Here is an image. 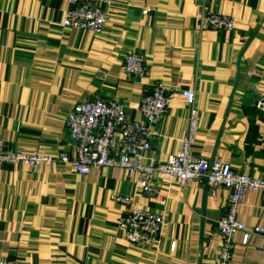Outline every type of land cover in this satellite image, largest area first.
<instances>
[{"label": "crops", "instance_id": "obj_1", "mask_svg": "<svg viewBox=\"0 0 264 264\" xmlns=\"http://www.w3.org/2000/svg\"><path fill=\"white\" fill-rule=\"evenodd\" d=\"M107 12L103 31L62 26L67 0H0V140L13 151L39 146L54 157L36 168L0 162V259L16 264H218L216 220L229 191L205 182L183 187L158 175L146 195L123 168L76 174L69 159L65 115L95 97L124 102L143 121L141 97L162 81L177 92L149 127L143 163L165 161L188 130L181 90L195 92L200 111L192 153L218 157L231 168L264 177V0H95ZM203 9L231 15L230 31L199 30ZM129 51L144 57L146 73L129 76ZM127 196L134 207L161 213L156 243L132 244L117 227ZM236 217L264 227V191L245 192ZM233 235V264H264L261 238ZM175 242L174 249L170 243Z\"/></svg>", "mask_w": 264, "mask_h": 264}, {"label": "built area", "instance_id": "obj_2", "mask_svg": "<svg viewBox=\"0 0 264 264\" xmlns=\"http://www.w3.org/2000/svg\"><path fill=\"white\" fill-rule=\"evenodd\" d=\"M67 3L62 26L89 30L95 34L103 31L107 12L95 0H67ZM234 24L235 19L231 15L210 9H203L197 17L199 30L230 31ZM123 71L129 76L142 77L146 73L144 57L136 51H129L123 60ZM176 92L162 81L155 82L151 91L139 101L138 110L143 117L141 122L127 117L124 102L117 98L95 97L76 103L65 115L68 138L75 145V154L69 159L61 153L56 160L71 166L78 175H87L92 168H123L149 196L159 192V185L154 182L158 175L182 187L191 180L205 182L212 194L219 188H225L229 191L227 211L216 220V237L220 242L218 264H233V235L237 232L244 234V243L251 236L260 237L264 254V227L249 228L236 217V208L246 191H264V177L238 173L218 157L210 159L193 155L192 143L200 116L194 90L180 91L185 99L189 125L180 139L179 150L169 153L165 161L159 163L142 162L144 154L151 150L149 127L168 110ZM256 106L264 110V99H259ZM54 160V157L42 153L39 146L13 151L0 140V162L36 168L42 162L49 164ZM112 199L126 205V211L117 220V227L123 231L126 241L139 245L157 242L165 221L163 214L134 207L127 196L112 195ZM174 245L175 242H171L170 249L173 250ZM0 264L16 263L0 259Z\"/></svg>", "mask_w": 264, "mask_h": 264}, {"label": "water", "instance_id": "obj_3", "mask_svg": "<svg viewBox=\"0 0 264 264\" xmlns=\"http://www.w3.org/2000/svg\"><path fill=\"white\" fill-rule=\"evenodd\" d=\"M213 157H211L210 159H212Z\"/></svg>", "mask_w": 264, "mask_h": 264}]
</instances>
